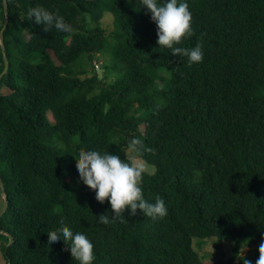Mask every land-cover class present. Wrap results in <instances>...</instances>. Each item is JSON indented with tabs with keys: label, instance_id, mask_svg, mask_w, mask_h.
Wrapping results in <instances>:
<instances>
[{
	"label": "trees",
	"instance_id": "obj_1",
	"mask_svg": "<svg viewBox=\"0 0 264 264\" xmlns=\"http://www.w3.org/2000/svg\"><path fill=\"white\" fill-rule=\"evenodd\" d=\"M7 2L0 176L8 207L0 231L14 242L0 234L6 264H76L64 242L47 247L60 220L90 239L93 264H203L207 241L219 249L233 240L231 264L246 243L261 242L264 0H188L192 34L176 46L201 44L203 60L192 66L158 48L139 0ZM33 7L60 15L70 30L44 31L27 15ZM5 17L0 0V32ZM133 137L154 168L142 194L159 196L168 213L126 210L124 221L101 224L96 216L111 218L110 206L80 181L75 156L94 149L127 159Z\"/></svg>",
	"mask_w": 264,
	"mask_h": 264
},
{
	"label": "clouds",
	"instance_id": "obj_2",
	"mask_svg": "<svg viewBox=\"0 0 264 264\" xmlns=\"http://www.w3.org/2000/svg\"><path fill=\"white\" fill-rule=\"evenodd\" d=\"M139 4L141 8L148 10L151 20L157 26L158 48L170 49L173 56L186 58L188 66L203 60L204 54L199 42L190 48L176 46L183 38L192 34L188 0H139ZM27 15L36 25H41L44 31L49 28L63 32L70 30V25L63 17L43 7L30 8ZM127 147L133 153L132 157L127 159H121L116 153L94 149L81 151L75 156L80 181L95 191V199L99 203L103 204L107 200L110 206L111 218L107 214L96 216L97 221L104 225L114 223L117 219L124 221L126 210L129 216H136L139 210L142 215L152 219L163 218L168 213L165 201L159 196L154 202H150L142 194L140 185L147 173V166L141 158L144 151L143 142L133 137ZM64 225L65 221L60 220L59 229L48 234L47 247L51 249L64 242L76 264H93V243L84 233L73 232ZM258 252L255 264H264V238L258 245ZM240 255L243 264H252L251 261L243 259V252Z\"/></svg>",
	"mask_w": 264,
	"mask_h": 264
},
{
	"label": "rangeland",
	"instance_id": "obj_3",
	"mask_svg": "<svg viewBox=\"0 0 264 264\" xmlns=\"http://www.w3.org/2000/svg\"><path fill=\"white\" fill-rule=\"evenodd\" d=\"M113 18L110 15H106V17L103 19L102 21V25L103 28L109 32H111L114 29V25H113ZM102 61L104 62V57H102L100 59V62H98V66H95V71L97 72V74L100 76V78L103 77L104 71L103 68L101 69L102 66ZM4 94H8L9 91L4 89L3 90ZM49 118L52 120V116L51 114H49ZM133 153H131L128 150V157H132ZM145 163V162H144ZM146 164V163H145ZM148 166V164L146 165ZM149 168V172L152 171V169H154L152 166H148ZM4 204V195L0 192V210L2 209ZM5 241L4 240H0V264H6L5 259L3 257V253H2V249L1 247L3 245H5ZM235 242L233 240L230 241H224L223 243L220 244L221 248H216L214 246V244L211 241H207L205 243V245L202 247L201 250H199V253L201 256L204 255V262L203 264H221V262L223 264L228 263V261L233 257V246H234ZM247 246H245V250L243 249V259H247L249 261H251L250 258H254L255 261L257 260L258 256H259V252H258V245L259 242H257L256 240L253 241H249L248 243H246ZM231 264H243V260H242V256L240 255L234 262H232ZM253 264H255L253 262Z\"/></svg>",
	"mask_w": 264,
	"mask_h": 264
},
{
	"label": "water",
	"instance_id": "obj_4",
	"mask_svg": "<svg viewBox=\"0 0 264 264\" xmlns=\"http://www.w3.org/2000/svg\"><path fill=\"white\" fill-rule=\"evenodd\" d=\"M3 2H4V9H5L6 17H5V20H4L3 28H2V30L0 32V44H1L2 51L4 53L5 69H4V72L0 75V80H1L2 76L7 72L8 66H9V62H8V59H7V56H6V51H5V45H4V31H5V29H6L7 25H8V22H9L8 15H7L8 2H7V0H3ZM0 190H1L2 194L4 195V204H3L2 209L0 210V218H1L3 216V214L5 213L7 207H8V197L6 195L5 187H4V184H3L1 176H0ZM1 233L5 234L6 236L9 237L10 245L14 242L13 236H11L9 233L0 231V234Z\"/></svg>",
	"mask_w": 264,
	"mask_h": 264
},
{
	"label": "bare ground",
	"instance_id": "obj_5",
	"mask_svg": "<svg viewBox=\"0 0 264 264\" xmlns=\"http://www.w3.org/2000/svg\"><path fill=\"white\" fill-rule=\"evenodd\" d=\"M2 234V233H1Z\"/></svg>",
	"mask_w": 264,
	"mask_h": 264
}]
</instances>
